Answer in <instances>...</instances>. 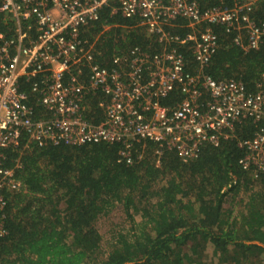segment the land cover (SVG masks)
<instances>
[{"label":"built area","instance_id":"obj_1","mask_svg":"<svg viewBox=\"0 0 264 264\" xmlns=\"http://www.w3.org/2000/svg\"><path fill=\"white\" fill-rule=\"evenodd\" d=\"M260 1L1 0L0 11L14 20L15 29L10 37L0 34V236L8 233V202L21 189L20 160L10 166L5 151L18 147L24 134L41 146L121 144L119 153L128 164L136 142L145 148L144 140L151 141L159 164L166 149L193 160L206 145L234 137L237 124L252 123L254 135L237 138L240 165L256 177L264 174V82L251 92L239 80H217L205 71L220 46L216 26L246 53L261 48ZM106 9L114 23L102 24L101 32L121 26L120 15L145 26L160 50L134 46L114 55L111 69L101 67L95 41L87 35ZM184 46L197 64L194 71ZM23 78L31 83L35 105L22 90ZM88 87L105 94L99 123L86 114ZM175 90L182 98L165 105ZM136 154L144 157L139 148Z\"/></svg>","mask_w":264,"mask_h":264},{"label":"trees","instance_id":"obj_2","mask_svg":"<svg viewBox=\"0 0 264 264\" xmlns=\"http://www.w3.org/2000/svg\"><path fill=\"white\" fill-rule=\"evenodd\" d=\"M108 11L87 35L95 41L101 67L111 69L114 55L134 46L160 50L145 26L120 15L121 26L101 32L102 24L114 23ZM256 18L264 21V0ZM14 29V20L0 11V34L10 37ZM215 29L220 46L206 73L217 80L234 78L256 92L264 82V44L246 53L231 34ZM181 51L194 71L190 48ZM21 81L35 105L31 83ZM88 88L86 114L99 123L105 116L100 105L105 94ZM182 96L175 90L163 103ZM254 131L252 123L237 124L234 137L206 145L196 159L184 160L176 150L166 149L159 164L151 141L144 140L145 148L136 142L133 163L128 164L119 153L121 144L41 146L24 134L18 147L5 151L10 166L20 160L16 175L21 189L6 209L8 233L0 236V264H264V174L256 177L241 167L243 150L237 144V138L252 137ZM138 148L144 157H138ZM117 205L134 230L120 233L102 257L98 218Z\"/></svg>","mask_w":264,"mask_h":264},{"label":"rangeland","instance_id":"obj_3","mask_svg":"<svg viewBox=\"0 0 264 264\" xmlns=\"http://www.w3.org/2000/svg\"><path fill=\"white\" fill-rule=\"evenodd\" d=\"M239 211V209H238ZM137 219H140L139 217ZM98 228L102 234L100 255L106 257L111 249V243L120 233H131L134 230L132 220L121 206H115L104 211L98 218ZM211 255L212 249L208 250Z\"/></svg>","mask_w":264,"mask_h":264},{"label":"water","instance_id":"obj_4","mask_svg":"<svg viewBox=\"0 0 264 264\" xmlns=\"http://www.w3.org/2000/svg\"><path fill=\"white\" fill-rule=\"evenodd\" d=\"M261 244V243H260ZM261 245H263L264 246V244H261Z\"/></svg>","mask_w":264,"mask_h":264}]
</instances>
